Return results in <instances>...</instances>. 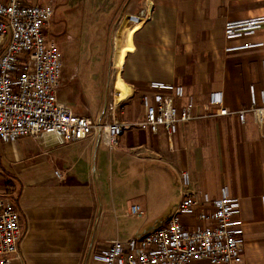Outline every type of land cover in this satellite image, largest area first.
Here are the masks:
<instances>
[{
	"label": "crops",
	"instance_id": "0c3cea01",
	"mask_svg": "<svg viewBox=\"0 0 264 264\" xmlns=\"http://www.w3.org/2000/svg\"><path fill=\"white\" fill-rule=\"evenodd\" d=\"M150 1L149 19L133 32L120 74H114V102L123 105L125 99L133 102L126 111L136 108L122 120L142 111L151 83L182 86L199 106L222 93L231 110L248 107L255 86L260 102L264 25L231 40L224 29L229 22L263 19L264 0ZM77 73L62 72L58 94L76 114L63 88L76 85ZM153 163L168 168L179 183L169 198L129 197L125 181H111L110 171L119 164L137 172L139 165ZM0 166V196L13 200L22 216L19 257L12 264H100L93 259L96 250L134 238L123 236L122 218L141 219L161 209L169 219L186 192L215 200L225 187L241 202L247 264H264V125L251 116L246 124L218 117L180 125L172 141L164 132L135 129L114 149L98 136L68 145L51 136L0 143ZM183 173L190 178L188 191L181 186ZM132 205L141 206L143 215H133Z\"/></svg>",
	"mask_w": 264,
	"mask_h": 264
},
{
	"label": "built area",
	"instance_id": "2783aa9c",
	"mask_svg": "<svg viewBox=\"0 0 264 264\" xmlns=\"http://www.w3.org/2000/svg\"><path fill=\"white\" fill-rule=\"evenodd\" d=\"M53 16L51 5L0 0V143L51 136L68 145L98 136L114 149L125 133L135 129L152 135L164 132L172 141L180 125L206 119L235 117L246 124L251 116L258 126L264 125V86L260 102L251 86L250 105L231 110L222 93H212L199 106L182 86L151 83L153 92L142 96V111L133 120L120 119L119 102L114 101L97 119L77 115L58 96L63 62L47 35ZM263 25L264 18L229 22L225 37H248ZM262 66L264 71V61ZM181 186L188 191V173L182 174ZM240 212V200L227 187L215 200L186 192L159 228L141 238L112 241L96 250L93 259L100 264H247ZM131 213L139 216L144 211L132 205ZM22 237L20 211L13 200L0 196V264L18 259Z\"/></svg>",
	"mask_w": 264,
	"mask_h": 264
},
{
	"label": "rangeland",
	"instance_id": "374dc122",
	"mask_svg": "<svg viewBox=\"0 0 264 264\" xmlns=\"http://www.w3.org/2000/svg\"><path fill=\"white\" fill-rule=\"evenodd\" d=\"M31 1L51 5L54 8V16L47 35L56 43L61 53L63 72L69 73L77 69L76 85L65 86L63 95H69L72 99L77 115L83 114L97 119L102 114H106L114 101L112 96L114 74L117 70L120 72L122 60L130 49L133 32L149 19L152 10L151 1ZM122 101L124 106L116 104V115L120 119L131 116L136 109L128 108L126 111L127 103L133 102L125 99ZM145 165H139V170L136 172L135 169L131 171L130 167L119 164L110 171L111 181L113 180L114 184L125 181L129 197L144 196L154 202L163 197L169 198L173 187L179 186L175 176L168 168H158L159 165L155 163L149 167ZM3 183L1 179L0 186ZM135 183H137L136 188ZM107 184L110 185V182ZM7 191L11 192V188ZM141 217V219L132 217L121 219L126 226L123 230L124 237L141 238L168 219L161 209L152 210L147 216Z\"/></svg>",
	"mask_w": 264,
	"mask_h": 264
},
{
	"label": "bare ground",
	"instance_id": "6f19581e",
	"mask_svg": "<svg viewBox=\"0 0 264 264\" xmlns=\"http://www.w3.org/2000/svg\"><path fill=\"white\" fill-rule=\"evenodd\" d=\"M116 72H117L118 74H120V72H119L118 70H117Z\"/></svg>",
	"mask_w": 264,
	"mask_h": 264
}]
</instances>
